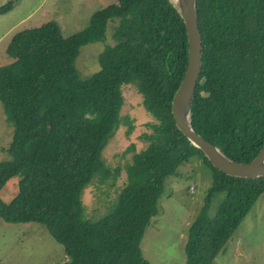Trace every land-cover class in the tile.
<instances>
[{
    "label": "trees",
    "instance_id": "trees-1",
    "mask_svg": "<svg viewBox=\"0 0 264 264\" xmlns=\"http://www.w3.org/2000/svg\"><path fill=\"white\" fill-rule=\"evenodd\" d=\"M17 0H6L0 14ZM201 55L191 99L192 129L238 162L264 144V0H195ZM109 34L105 38V30ZM104 40L99 68L81 77L79 48ZM0 64V105L12 136L0 161V190L17 177V192L0 217L36 221L60 242L67 259L52 264H151L140 240L157 214L166 175L196 157L210 169L203 202L189 221L183 264H211L264 192V175L241 177L213 167L174 126L170 101L186 64L181 18L169 0H111L83 29L63 36L54 20L13 32ZM137 81L141 105L153 118L146 145L126 151L124 181L95 220L84 214L83 190L94 177L113 180L102 150L119 125L121 86ZM223 193L214 215L213 194Z\"/></svg>",
    "mask_w": 264,
    "mask_h": 264
},
{
    "label": "rangeland",
    "instance_id": "rangeland-1",
    "mask_svg": "<svg viewBox=\"0 0 264 264\" xmlns=\"http://www.w3.org/2000/svg\"><path fill=\"white\" fill-rule=\"evenodd\" d=\"M6 0H0V5ZM111 0H17L12 7L0 14V64L10 60L4 47L9 36L23 28L35 27L54 20L61 34L68 36L89 23L93 12L103 8ZM105 30V38L109 34ZM104 40L87 43L79 48L75 66L81 77L99 68L98 55ZM137 81L121 86L123 103L120 115H128L133 125L128 137L125 126L119 125L102 150V159L109 168L118 166L120 171L98 182L94 177L83 190L82 203L85 217L95 220L104 214L108 204L124 181L123 164L130 158L126 151L129 144L134 151L142 149L140 135L149 132L146 123L153 118L141 105L136 90ZM12 136V126L4 119L0 105V161L8 156L4 149ZM17 177L9 178L0 190V199L10 201L17 192ZM211 181L210 169L196 157L180 164L174 174L166 175L157 202V214L146 226L140 240V248L151 264H183V243L186 227L201 206L207 186ZM223 193L211 196L208 215H214ZM67 259L63 245L36 221L9 222L0 217V264H52ZM211 264H264V192L258 197L241 223L227 239Z\"/></svg>",
    "mask_w": 264,
    "mask_h": 264
},
{
    "label": "water",
    "instance_id": "water-1",
    "mask_svg": "<svg viewBox=\"0 0 264 264\" xmlns=\"http://www.w3.org/2000/svg\"><path fill=\"white\" fill-rule=\"evenodd\" d=\"M182 20L186 37V64L170 101L174 126L197 147L209 163L229 175L259 177L264 175V144L251 161L238 162L203 139L191 127L190 108L200 67V37L197 28L195 0H169Z\"/></svg>",
    "mask_w": 264,
    "mask_h": 264
}]
</instances>
